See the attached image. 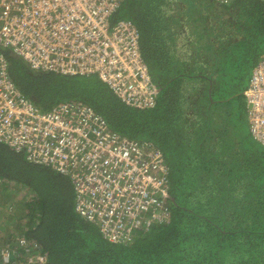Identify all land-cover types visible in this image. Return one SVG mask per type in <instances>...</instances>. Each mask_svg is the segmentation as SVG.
<instances>
[{
  "label": "trees",
  "instance_id": "obj_1",
  "mask_svg": "<svg viewBox=\"0 0 264 264\" xmlns=\"http://www.w3.org/2000/svg\"><path fill=\"white\" fill-rule=\"evenodd\" d=\"M219 5L222 12H237L240 18L235 26H225L234 31L243 28L245 39L241 46V41L232 46L237 52L228 53L229 48L213 52L209 66L203 67L206 71L199 73L207 87L195 97L194 104L193 93L184 92L185 87L176 97L160 88L153 108H133L121 102L95 74L36 72L16 54L4 50L13 81L41 109L61 102L85 103L113 130L150 142L164 152L169 197L163 221L134 227L129 238L112 241L96 223L76 212L69 176L30 162L24 151L0 142V215L13 229L0 224V232H4L0 249L5 245L15 248L11 262L2 263L0 256V264H264V239L260 237L264 234V160L260 159L262 182L254 192L257 199L241 201L231 191V181L238 178L241 169L230 160L229 151L214 158L216 154L201 146L202 139L210 134L209 128L201 130L203 137L198 143L205 153L194 151L193 138L189 141L183 135L178 137L179 143L170 139L171 124L180 108L195 112L200 106L206 111L218 104L228 107L231 98L244 101L248 87L245 79L249 81L264 53L260 48L264 47V0H234ZM118 14L115 20L120 18ZM243 45L247 48L238 50ZM143 59L152 73L150 63ZM223 79L229 85L225 91L221 89ZM177 86L182 85L174 82L173 87ZM223 96L229 100L223 101ZM225 108L218 109V115ZM174 143L183 149L181 157L171 162L168 152ZM216 196L221 198L216 200ZM18 237L31 243L28 250L18 246ZM36 256H43V261L35 260Z\"/></svg>",
  "mask_w": 264,
  "mask_h": 264
},
{
  "label": "built area",
  "instance_id": "obj_2",
  "mask_svg": "<svg viewBox=\"0 0 264 264\" xmlns=\"http://www.w3.org/2000/svg\"><path fill=\"white\" fill-rule=\"evenodd\" d=\"M123 2L0 0V142L69 176L76 212L112 241L165 219L169 184L162 151L113 130L85 103L41 109L13 81L4 50L36 72L95 74L125 105L151 109L159 87L143 59L139 29L129 19H114ZM245 100L250 132L264 146V54L251 72ZM16 240L26 250L31 245ZM13 251L8 245L0 249L2 263L11 262Z\"/></svg>",
  "mask_w": 264,
  "mask_h": 264
},
{
  "label": "crops",
  "instance_id": "obj_3",
  "mask_svg": "<svg viewBox=\"0 0 264 264\" xmlns=\"http://www.w3.org/2000/svg\"><path fill=\"white\" fill-rule=\"evenodd\" d=\"M146 1L149 9H152L154 13L153 16L157 17L158 28L156 26V19L155 22L152 19H148L147 22V18L149 17V14H152V11L150 10L149 12L148 10H143V4L141 5L142 8L140 7V10L138 8L139 0H124L119 8L118 15H120L121 19L131 20L137 26L140 31V46L142 47V54L145 60L150 63L149 66L151 67L152 72L155 71L156 73L154 76L150 72L151 77L156 84L163 86H159V90L160 88H162V90L165 88L166 93L169 92L171 94L174 93L170 90L171 88H174V82H177L176 80L184 75L181 73L184 70L182 67H184L185 64L183 63L192 64L194 61H198L199 58L205 59L203 57L211 56V53L213 54L214 51L213 47L208 44V39L210 38V40H214V37H216V42L219 43L221 35L217 34V31L224 30L225 32L229 26H224L221 23L219 17L222 13L219 5L220 3H214L213 0ZM147 3H145L146 8ZM133 6L138 10L132 13L131 8ZM142 13H144V15H142ZM217 15L219 16L216 17ZM159 19L161 20L160 22L158 21ZM156 28L157 30H155ZM158 40L164 42L162 45L166 48L156 50L154 46H156ZM198 62L203 61L199 60ZM156 63L160 64L158 65ZM203 63L205 64V61ZM181 64L183 65L181 66ZM205 67H207V65H205ZM237 105L238 110H241L242 105L239 103ZM228 107L231 108L233 106L228 105ZM194 108H196V106H194ZM207 110H209V108H207ZM217 113L219 112L217 111ZM226 115L227 112L225 109L224 113L219 116L226 117ZM198 125L199 126H196V132L193 133V140L195 139L193 147L194 151L205 153L206 150L210 153L216 154L214 158H218L223 157V155H220L219 153L228 152L227 150L224 151V148L229 145L228 143H230V141L235 143L232 153H235L234 155L236 156H229L231 157L230 160L238 165L241 172L239 173L238 178L234 177L232 179L231 183L233 188L231 191L241 201L246 200L247 197L249 198V201L252 199L256 200L257 196L254 192L260 188V181L262 182V176L260 174V164L262 161L260 159H255L252 152L247 149L253 148L246 146L245 144L242 146L241 143H237L242 141L240 137H245L242 124H236L238 126L237 135L233 137H228V134H225L224 136L209 134L211 138V140H209L210 138L205 136L202 139L204 144L201 145L202 147H205L204 151L200 149L202 147H198V143L199 139L203 137L201 130L204 129L203 132L208 130L209 124L207 122H200ZM204 126H207V129L204 128ZM182 129L184 131H182V133L179 132V134L187 136V133L185 132L187 126L183 125ZM190 132L191 127L188 134H190ZM250 136L252 140L258 144L259 148L264 149V146L252 136L251 132ZM162 153L166 159V154L164 152ZM220 198L221 197H215L216 200Z\"/></svg>",
  "mask_w": 264,
  "mask_h": 264
},
{
  "label": "rangeland",
  "instance_id": "obj_4",
  "mask_svg": "<svg viewBox=\"0 0 264 264\" xmlns=\"http://www.w3.org/2000/svg\"><path fill=\"white\" fill-rule=\"evenodd\" d=\"M147 1L146 0H139L138 2V8L140 9V7L142 8V4H143V10H148L150 12V10L152 11V9H149L148 7V3H147V8H146V4ZM138 9L135 8V6H133L131 8V12H135ZM141 10V9H140ZM234 10V8H233ZM235 11V10H234ZM142 15H144V13H142ZM154 13L152 11V14H149V17L147 18V22L148 19H152L155 22L156 19V26L157 28L159 27L157 24V17L153 16ZM221 16V23L225 26V25H231L233 24L235 26L236 22L235 20H238L240 17L237 14V12H233L230 10L224 11L222 12ZM159 22L161 21L160 19L158 20ZM155 24V23H154ZM152 24V25H154ZM157 28L155 30H157ZM150 30V29H149ZM217 34L221 35V40L219 41V43L216 42V37H214V40L210 38L208 39V44H210L213 47V51H217L218 53H222V52H226V50L228 49V53H230L231 51L233 52H237L236 48L232 46H234L236 44V42H240L242 45V41L245 39L243 36V28L242 29H238L236 31L234 30H229L227 29L225 32L224 30L222 31H217ZM164 42H161V40H158L156 42V46H154V48L156 50L159 49H163L166 48L165 46H163ZM226 46V47H225ZM245 45H243L242 47H240L238 50H242V49H246L244 47ZM209 47V45H208ZM238 48V47H237ZM263 48L264 47H260ZM211 55H213L211 53ZM205 59H198V61H205V64L203 62H198V61H194L192 64L190 63H183L185 64L184 70L181 72L182 74H184L182 77H179V79H177V83L181 84L182 86H177L174 88H171L170 90L172 92H174L175 97L179 96V94H181L183 92V90L185 89L184 92H187L188 90H190L193 95L192 98H194L193 100V104L195 102H197L196 98L197 96H200V94L202 95L205 92V88L206 86V80L204 78L199 77V73L202 72V70L206 71V69H203V67H205V65H207V67L209 66V57H203ZM207 63V64H206ZM156 64H160V63H156ZM181 64V66L183 65ZM203 66V67H202ZM211 66V65H210ZM149 70V69H148ZM233 73V72H230ZM152 74L155 76V71L152 72ZM225 81V84H224ZM226 79H223V84L221 85V89L222 90H226V86L228 87V82H226ZM245 87H247L248 85V78L245 79ZM187 86V87H186ZM183 87H185L183 89ZM226 93V92H225ZM225 96H223L224 98ZM225 100H229V98H224L223 101ZM233 100V101H231ZM230 102L228 103L230 106L233 107H226V105H220L218 104L217 107H210L209 110L205 113V111L198 106V110L194 112L193 109H188V111L185 108H180V110H176L175 111V117H174V121L171 124V140L173 142H177L179 143V138L178 137H182V134H179V132L182 133V131H184L182 129L183 125L187 126V130L185 131L187 133V136L184 137L185 139L189 140L193 138V133L196 132V126H199L198 124V120L201 121V123L203 122H207L209 124V131H210V135H222L224 136L225 134H228V137H233L235 135H237V130H238V126L242 124V127L244 128V134L245 137H240L242 141L237 142V143H241L242 146L245 144L246 146H250L253 149L247 148L250 152H252L253 157L255 159H261L262 161L264 160V149L259 148L258 144H256L254 142V140H252L251 136H250V132H249V124H248V119H247V112H246V100L244 98V101L242 99L238 98H231ZM235 103H239L240 105H242L241 110H238V107H235ZM224 104V103H221ZM204 106H206V104H203ZM221 107H224L226 109L227 115L226 117H220L217 113V110L220 109ZM236 109V110H235ZM236 111V112H235ZM198 118V119H197ZM237 124V125H236ZM191 127V132L189 133V129ZM195 127V128H194ZM207 127V126H206ZM194 129V131H193ZM204 131V129H203ZM206 131V130H205ZM216 133H221V134H216ZM210 135L208 136V138H210ZM211 140V138L209 139ZM229 147H225L224 151L227 150L229 151L230 156H236L234 155L235 153H232V149L235 147V143H233L232 141H230V143H228ZM219 145V144H218ZM257 146V149H256ZM170 150L168 152V157L170 158L171 162H176L178 160V158L181 157V152L183 148H178L177 144H171L170 145ZM241 149V148H240ZM260 153H259V152ZM220 152V151H218ZM264 163V161H263ZM174 164V163H173ZM261 184V181H260ZM4 223V228L7 227L8 229H10V231H13V229L11 228V224H8V222H5L4 217H2L0 215V224ZM3 228V227H2ZM5 230V229H4ZM3 230H1L0 232V236H2L4 234ZM261 238L264 239V234L260 236ZM17 243V241H16Z\"/></svg>",
  "mask_w": 264,
  "mask_h": 264
}]
</instances>
